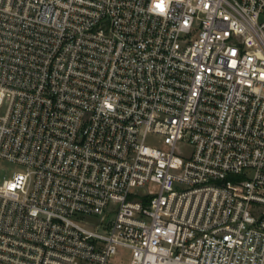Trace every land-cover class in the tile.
<instances>
[{
	"label": "built area",
	"instance_id": "obj_1",
	"mask_svg": "<svg viewBox=\"0 0 264 264\" xmlns=\"http://www.w3.org/2000/svg\"><path fill=\"white\" fill-rule=\"evenodd\" d=\"M0 264H264V0H0Z\"/></svg>",
	"mask_w": 264,
	"mask_h": 264
},
{
	"label": "rangeland",
	"instance_id": "obj_2",
	"mask_svg": "<svg viewBox=\"0 0 264 264\" xmlns=\"http://www.w3.org/2000/svg\"><path fill=\"white\" fill-rule=\"evenodd\" d=\"M9 167L12 168L11 165H9ZM89 218H90V217H89ZM122 255H123V256H126L127 254H126V252H122Z\"/></svg>",
	"mask_w": 264,
	"mask_h": 264
}]
</instances>
